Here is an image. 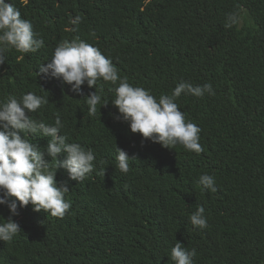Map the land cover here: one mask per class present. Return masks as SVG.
<instances>
[{
  "label": "trees",
  "instance_id": "trees-1",
  "mask_svg": "<svg viewBox=\"0 0 264 264\" xmlns=\"http://www.w3.org/2000/svg\"><path fill=\"white\" fill-rule=\"evenodd\" d=\"M0 264H264V0H0Z\"/></svg>",
  "mask_w": 264,
  "mask_h": 264
}]
</instances>
